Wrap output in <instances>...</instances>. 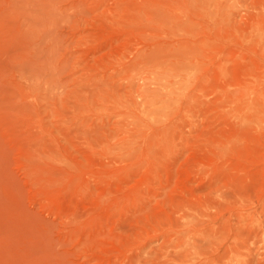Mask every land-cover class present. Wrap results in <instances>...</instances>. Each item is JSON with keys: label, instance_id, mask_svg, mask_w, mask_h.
Segmentation results:
<instances>
[{"label": "rangeland", "instance_id": "rangeland-1", "mask_svg": "<svg viewBox=\"0 0 264 264\" xmlns=\"http://www.w3.org/2000/svg\"><path fill=\"white\" fill-rule=\"evenodd\" d=\"M0 264H264V0H0Z\"/></svg>", "mask_w": 264, "mask_h": 264}]
</instances>
